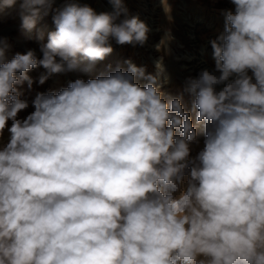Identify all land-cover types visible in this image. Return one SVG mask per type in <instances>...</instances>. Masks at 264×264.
Segmentation results:
<instances>
[{
	"label": "clouds",
	"instance_id": "9594fccd",
	"mask_svg": "<svg viewBox=\"0 0 264 264\" xmlns=\"http://www.w3.org/2000/svg\"><path fill=\"white\" fill-rule=\"evenodd\" d=\"M109 3L97 13L20 0L29 32L53 13L40 58L29 49L5 60L0 38V138L11 120L0 149V264H264V0H231L235 12L211 42L214 69L185 80L205 134L192 161L197 131L180 98L164 99L163 57L154 75L126 61L127 71L37 93L34 111L17 118L29 102L15 86L31 87L30 70H46L42 85L104 60L112 40L146 44L148 25L124 0ZM16 4L0 0V13ZM172 39L166 31L157 51Z\"/></svg>",
	"mask_w": 264,
	"mask_h": 264
},
{
	"label": "rangeland",
	"instance_id": "374dc122",
	"mask_svg": "<svg viewBox=\"0 0 264 264\" xmlns=\"http://www.w3.org/2000/svg\"><path fill=\"white\" fill-rule=\"evenodd\" d=\"M177 1L166 0L167 3L164 6L163 0H149L150 5L145 10L141 8L144 4H141L142 6L138 5V0H124L129 9V15L136 16L139 14V18L148 25L150 31L146 44L144 46L120 45L115 40H112L113 52L106 56L104 60L98 61L94 65L83 61L74 70L51 75L42 85L39 83V77L45 74L46 70L42 66L30 70L27 75L32 78L31 87H29L27 81L15 86L20 93V98L29 102V107L18 113L17 118L23 120L34 111L31 101L37 93L59 92L76 79L87 81L100 75H107L118 67L127 71L128 64L126 61H131L138 68H145L146 75H154L156 72L154 62L163 57V65L169 80L167 83H163L161 79V91L164 93V99L166 100L180 98L184 110L190 113L192 124L197 131L196 141L190 144L189 161L194 160L203 147L205 139L204 125L196 120L197 111L192 107V96L185 91V80L189 76H197L201 69L203 70L207 67L210 71L214 69L215 59L211 42L224 33L225 13L227 11L235 12V5L231 3V0H186L189 6L179 10L180 5L177 4ZM19 3L20 0H17V4L14 7L5 9L3 13H0V38H5L8 45L5 60H11L16 53L23 54L29 49H34L37 57L40 58L42 56L39 50L40 44L47 43L48 33L55 30L52 20L53 13L50 12L48 16L38 22L35 29L29 32L21 26L18 16ZM69 3L87 4L97 13L112 11V5L109 0H54L53 7L63 8ZM167 5L170 9L168 12L165 11ZM155 6L156 12L153 13V16H150L148 9H155ZM177 18H181V21ZM149 19H152V23ZM168 30H170L173 39L168 43L166 49L162 48L157 51L156 45L160 43ZM41 31L44 34L42 41L37 38ZM188 59L189 62L187 61ZM180 60L186 61L184 63L180 62ZM199 64L202 67L200 71H194L195 67L193 65L198 66ZM184 65L187 67L184 68ZM191 67L194 68L191 70ZM187 68L189 69L187 70ZM248 74L252 75L250 70ZM136 82L141 86L148 83L146 79L140 77L136 78ZM253 82H255L254 78ZM221 86H217V90ZM10 126L11 120L8 121L3 137L0 138V149L5 147L10 140L11 134L7 130ZM191 166L192 164L189 163L188 168L185 169L181 188L187 185L188 172ZM161 187L165 193L172 191L170 188ZM173 194L179 195L178 192Z\"/></svg>",
	"mask_w": 264,
	"mask_h": 264
},
{
	"label": "bare ground",
	"instance_id": "6f19581e",
	"mask_svg": "<svg viewBox=\"0 0 264 264\" xmlns=\"http://www.w3.org/2000/svg\"><path fill=\"white\" fill-rule=\"evenodd\" d=\"M151 1V0H150ZM138 5L140 6L141 4H144L141 8L142 9H145L148 5H150V3H149V0H138ZM163 3V2H162ZM177 4H179L180 5V8H178L179 10H183L182 8H186V7H188L189 5H187V3H186V0H178L177 1ZM161 5V4H160ZM157 6V5H156ZM156 6H155V9H148L149 11V13H150V16H153V13H155L156 12ZM146 10V9H145ZM136 16H139V14H137ZM153 18V17H152ZM175 18V17H174ZM143 20H144V18H142ZM147 19V18H146ZM145 19V20H146ZM178 20H180L179 18H177ZM184 20V19H183ZM149 21L151 22L152 21V19H149ZM181 21V20H180ZM152 23V22H151ZM151 23H150V26H151ZM149 24V23H148ZM153 29V28H152ZM152 33H155V32H152ZM192 35V34H191ZM193 36V35H192ZM189 40V39H188ZM189 43V42H188ZM189 58V57H188ZM186 59V58H185ZM192 59H196V58H192ZM214 60V59H213ZM185 61L186 60H180V62H184L185 63ZM188 62H189V59L187 60ZM187 62V63H188ZM194 67H195V69H194V71H200V69L202 68L201 67V64H199L198 66H195V65H193ZM206 66V65H205ZM187 66H185L184 65V68H186ZM194 67H191L190 69L192 70ZM208 68V67H207ZM206 68V69H207ZM189 68H187V70H188ZM202 70V69H201ZM209 70V69H208ZM196 73V72H195ZM218 74V73H217ZM219 86H221V85H219ZM221 87H223V86H221ZM221 87H219L218 89H220Z\"/></svg>",
	"mask_w": 264,
	"mask_h": 264
}]
</instances>
